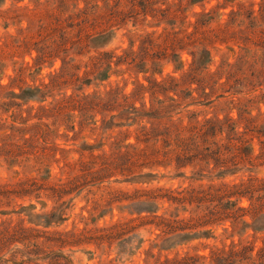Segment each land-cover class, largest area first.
<instances>
[{"label":"rangeland","instance_id":"374dc122","mask_svg":"<svg viewBox=\"0 0 264 264\" xmlns=\"http://www.w3.org/2000/svg\"><path fill=\"white\" fill-rule=\"evenodd\" d=\"M0 264H264V0H0Z\"/></svg>","mask_w":264,"mask_h":264}]
</instances>
